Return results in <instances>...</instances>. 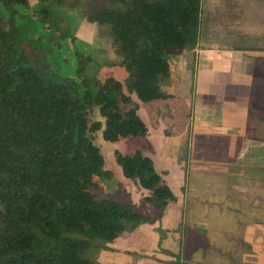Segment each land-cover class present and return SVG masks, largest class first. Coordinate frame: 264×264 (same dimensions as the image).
Returning <instances> with one entry per match:
<instances>
[{
    "label": "trees",
    "instance_id": "trees-1",
    "mask_svg": "<svg viewBox=\"0 0 264 264\" xmlns=\"http://www.w3.org/2000/svg\"><path fill=\"white\" fill-rule=\"evenodd\" d=\"M70 11L111 38L124 78L100 77L99 60L78 48L66 73L63 45L76 38ZM203 11V0H0V264H94L92 249L162 220L178 197L140 148L117 149L115 160L147 191L142 207L94 193L114 180L95 134L112 143L148 134L141 105L173 97L163 89L172 55L198 44ZM232 226L216 247L201 230L200 264H256L253 242ZM169 253L171 264H184Z\"/></svg>",
    "mask_w": 264,
    "mask_h": 264
},
{
    "label": "rangeland",
    "instance_id": "rangeland-1",
    "mask_svg": "<svg viewBox=\"0 0 264 264\" xmlns=\"http://www.w3.org/2000/svg\"><path fill=\"white\" fill-rule=\"evenodd\" d=\"M203 7L198 44L175 58L181 73L179 81L184 84L180 88L181 91L178 90L179 94L167 101L160 99L143 107L152 133L148 136L124 139L118 143L105 141L101 131L95 134V143L101 146L106 158V167L113 171L114 180L108 181L98 189L94 188V193L98 197L131 198L136 204H143L147 191L133 185L115 160L117 149L124 153H133L140 148L153 158L157 168L161 162L164 166L161 168H168L171 181L177 178L174 176L178 175L177 170L182 176H186L183 194L180 193L181 201L177 203L182 204L183 209L181 225L177 229L168 230L163 228L162 221H157L127 231L117 241L92 249L90 256L94 264H171L176 257L169 253L171 249L167 248L166 244L174 252L181 253L182 263L200 264L203 262L202 249L207 243L201 230L210 231V245L216 247V235H222V241L227 243L228 239L223 231L229 232L233 229V218L252 221L260 216L262 209L251 206L252 203L247 197H239L238 183L230 184L228 179L224 180L223 164L215 161L218 160L217 155L212 153L215 157L213 159L212 155L206 153L194 154L191 141L202 61L206 60L210 53L221 55L225 51L239 49L264 51V0H203ZM69 14L76 33L81 22L80 13L70 11ZM85 44L69 38L63 45L69 56L65 69L69 75L71 69L76 66L74 48L90 52L95 50L94 44ZM105 52L108 53V50ZM111 52L115 55L113 50ZM116 55L118 60L109 59L105 55L106 60L103 61L101 57L104 55H96L99 63L93 67V71L100 77L114 75L120 79L124 78L126 69L120 64L122 56L118 53ZM92 117L101 118L97 111ZM159 135L164 140L159 149L164 158L155 153ZM177 139L181 140V144L180 141H174ZM166 154L168 156L165 160ZM168 231L171 232L167 235ZM213 252L215 250L211 249L212 256ZM211 260L213 261V258ZM220 262L228 264L227 259L221 258L217 263Z\"/></svg>",
    "mask_w": 264,
    "mask_h": 264
},
{
    "label": "crops",
    "instance_id": "crops-1",
    "mask_svg": "<svg viewBox=\"0 0 264 264\" xmlns=\"http://www.w3.org/2000/svg\"><path fill=\"white\" fill-rule=\"evenodd\" d=\"M79 18L81 22L75 39L84 44L95 45L93 52L84 51L93 55L94 53L104 55L101 57L102 61L106 60L105 55L109 59L118 60L119 57L111 45V38L100 35L98 24L89 22L84 17L79 16ZM189 49L186 48L172 55L175 68L174 77L170 82L163 84V89L172 92L173 97L179 94L178 90L184 85L181 80L179 81L181 73H179V64L175 58ZM106 50L108 53L105 52ZM111 50L115 52V55ZM201 64L203 68L199 75L200 85H198L199 90L195 97L192 151L194 154L212 155L213 159L215 158L213 154L217 155L218 160L215 161L223 164L224 180L228 179L230 184L238 183L239 197H247L252 203L251 206L262 209L258 218L252 221L233 218L235 223L231 225H239L240 233L253 242L257 257L256 264H264V119H262L264 117V51L239 49L225 51L221 55L210 53ZM170 98L164 100L167 101ZM146 104L148 103L141 105V111L149 127L146 135L148 136L152 132L143 111ZM174 141H180L179 144H181L180 139ZM162 144L164 140L160 137L155 153L158 157L164 158L159 151ZM161 167H164L162 162L156 168L160 172H165V179L178 197L177 201L168 205L161 220L163 228L173 230L177 229L182 221V204L177 203L181 201L180 193L183 194L182 188L186 176H182L176 168L178 175L174 176L177 178L171 181L168 177V168ZM247 224H249L248 227H246ZM240 225H245V227L241 228ZM170 232L168 231L167 235ZM223 232L225 236L229 234L227 231ZM166 246L173 251L168 244ZM205 247L206 243L202 254Z\"/></svg>",
    "mask_w": 264,
    "mask_h": 264
}]
</instances>
